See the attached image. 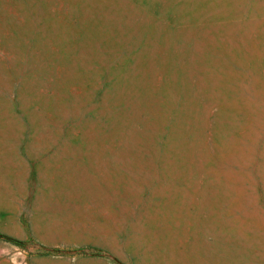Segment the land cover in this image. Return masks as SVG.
<instances>
[{
    "label": "rangeland",
    "instance_id": "1",
    "mask_svg": "<svg viewBox=\"0 0 264 264\" xmlns=\"http://www.w3.org/2000/svg\"><path fill=\"white\" fill-rule=\"evenodd\" d=\"M0 264H264V0H0Z\"/></svg>",
    "mask_w": 264,
    "mask_h": 264
}]
</instances>
